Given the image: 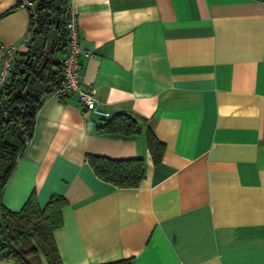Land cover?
Returning <instances> with one entry per match:
<instances>
[{"label":"crops","instance_id":"0c3cea01","mask_svg":"<svg viewBox=\"0 0 264 264\" xmlns=\"http://www.w3.org/2000/svg\"><path fill=\"white\" fill-rule=\"evenodd\" d=\"M68 5L90 50L79 75L97 110L84 109L76 92H40L1 204L18 210L31 192L40 206L65 197L53 231L62 264H264V0ZM29 23L27 8L0 0V60ZM120 112L137 132L99 131ZM147 129L164 143L156 163ZM87 154L142 158L145 175L116 186L95 174Z\"/></svg>","mask_w":264,"mask_h":264},{"label":"trees","instance_id":"16d2710c","mask_svg":"<svg viewBox=\"0 0 264 264\" xmlns=\"http://www.w3.org/2000/svg\"><path fill=\"white\" fill-rule=\"evenodd\" d=\"M34 16L30 15L29 28L33 36L26 46L23 55L15 59L11 76L0 92V198L7 178L18 158V154L29 141L34 128L35 113L39 107L40 92L30 88L26 94L13 91L21 87L25 81L26 70L33 73L42 83V91L48 92L57 78L59 58L53 55L55 50L64 49L66 40L63 29V13L69 0H33ZM35 25V26H33ZM45 32L47 39L55 33L53 50L48 52L46 62L39 73L24 64L26 55L36 43L38 36ZM44 57L37 59L38 65ZM24 71L21 72V68ZM7 114V116H5ZM13 122V132L8 141L3 139L7 124ZM139 130L136 121L126 113H117L108 119L100 128L103 132H117L130 135ZM146 144L153 162H159L164 150V143L157 139L151 129L146 131ZM87 161L95 174L120 187H134L145 175L143 159L111 158L103 155L87 154ZM67 200L60 194H52L44 206L37 202L31 192L18 210H9L0 201V257L8 258L15 264H33L29 255L41 252L47 264H62L53 237L54 229L62 224L61 209ZM30 238L35 244L27 249L14 246L16 242ZM129 258H122L96 264H127Z\"/></svg>","mask_w":264,"mask_h":264},{"label":"built area","instance_id":"2783aa9c","mask_svg":"<svg viewBox=\"0 0 264 264\" xmlns=\"http://www.w3.org/2000/svg\"><path fill=\"white\" fill-rule=\"evenodd\" d=\"M18 6L28 9L29 14L34 16L35 7L33 0H16ZM63 29L66 40L65 54L59 60L60 74L55 79L54 84L50 88L47 95L62 99L71 92H76L80 104L86 110H97V99L93 87H84L80 81L79 57L82 53L89 55L90 50L81 47L80 33L77 26V17L71 6H67L63 13ZM35 26V25H33ZM33 36V29L28 28L22 39L15 43L2 46L3 55L0 60V92L3 91L4 85L9 80L16 54L23 45H27ZM26 141L25 143H27Z\"/></svg>","mask_w":264,"mask_h":264},{"label":"water","instance_id":"95a60500","mask_svg":"<svg viewBox=\"0 0 264 264\" xmlns=\"http://www.w3.org/2000/svg\"><path fill=\"white\" fill-rule=\"evenodd\" d=\"M54 36L55 33L52 32L50 34V37L47 39L46 33L45 32L41 33L38 36L36 43L32 45L31 50L26 55L24 59V64L26 66H30L31 68H33L34 72L36 73L40 72V70L42 69V67L46 62V58L48 57V52L53 50L54 46L52 42L54 41ZM41 56L44 57V59L42 60L41 64L38 65L37 59ZM20 71L23 72L24 67H22ZM23 80L25 81V83H23L20 88L13 91L12 93L13 95L16 94V92H22V94H26L30 88L32 89L33 92H41L42 90L41 81L39 80V78L35 79L33 77L32 71H30L29 69L24 72ZM43 90L46 91L47 89L44 88ZM5 116H7V114H5ZM13 126H14L13 122H9L7 124V129L3 137L5 141H8L10 139L13 132Z\"/></svg>","mask_w":264,"mask_h":264},{"label":"rangeland","instance_id":"374dc122","mask_svg":"<svg viewBox=\"0 0 264 264\" xmlns=\"http://www.w3.org/2000/svg\"><path fill=\"white\" fill-rule=\"evenodd\" d=\"M35 244V241L30 239V238H27V239H24V240H21V241H18L16 242V244H14V246H18L20 248H24V249H27L29 248L30 246L34 245ZM43 257H41V256ZM41 259L43 261V264L45 263L44 262V255L40 252V254H36V253H33V254H30L29 255V260L33 263V264H42L41 263Z\"/></svg>","mask_w":264,"mask_h":264}]
</instances>
